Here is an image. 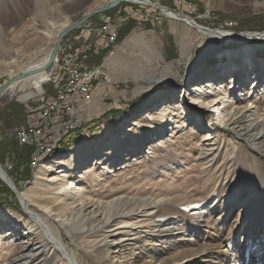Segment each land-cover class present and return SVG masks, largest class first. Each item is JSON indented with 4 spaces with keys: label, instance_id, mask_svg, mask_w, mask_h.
I'll list each match as a JSON object with an SVG mask.
<instances>
[{
    "label": "rangeland",
    "instance_id": "374dc122",
    "mask_svg": "<svg viewBox=\"0 0 264 264\" xmlns=\"http://www.w3.org/2000/svg\"><path fill=\"white\" fill-rule=\"evenodd\" d=\"M107 1L0 0V86L8 82L12 74L54 49L62 27L76 24L82 14L101 3L108 5ZM149 1L188 15L213 30L264 33V9L254 7L255 3L264 4V0ZM123 3L84 24L96 29L104 15L119 20L125 12L120 29L123 38L116 41L105 56L99 54L97 59H89L90 66L101 67L104 74L94 84L99 87V96L92 99L89 114L79 120L75 111L71 118L65 112L59 113L66 128L70 120L75 125L68 131L56 133L55 123V133L51 134L49 142L53 151L35 166L32 161L17 165V158L27 152L30 145L16 140L14 129L22 119L15 116V112L9 117L5 115L7 103L15 102L25 108V122L29 116L39 114L58 93L54 81L62 82L60 53L58 62L47 71L51 78L43 85L42 93L19 84L0 95V165L17 190L32 189L30 207L38 213L44 211L41 207L53 206L49 181L60 178L63 172L71 176L69 183L74 181L76 188L81 187L90 200L102 204L117 198L129 199L133 200L131 208L141 210L139 213L153 201H161L162 209L157 210L153 218L124 219L137 226L100 243L98 249L93 247L94 242L105 237L97 231L101 227L100 220L91 219L83 231L81 224L70 230L59 227L65 243L77 251L82 264H231L234 259L237 264H264V244L259 245L257 237L254 240L258 243L248 240L255 188L246 172V142L223 126L213 128L214 122L210 118L203 119V111L194 108L198 104L191 100L195 87L205 91L212 81L218 85L223 80L226 82L223 86H230L233 81L231 85L237 87L226 91V99L235 102L248 94L251 106H258V115L264 118V75L258 76L262 85H257L250 93L251 81L245 84L240 77L231 78L230 73L226 78L220 77L221 70L240 67L244 71L241 63L237 65L243 57L229 64L230 59L224 54L223 58H212L202 67L203 71L191 79L189 62L196 63L199 46L192 47L189 58L182 57L177 32H183V26L151 6ZM83 26L66 36L61 47L74 41ZM246 46L252 53L247 57L257 60L253 68L259 66L258 70H264V42L254 39ZM229 48L236 53L244 47L232 44ZM87 59L79 60L88 66ZM248 65L246 71L252 68ZM28 94L33 95L24 98ZM160 107H169V110L155 119L146 118ZM262 146L264 140L259 147ZM79 147L83 154L74 168L71 163L57 165L63 159L68 161ZM94 147L96 152L92 154ZM96 163V175L85 181L81 179ZM41 164L53 168L47 172L44 184L34 186ZM27 169L32 171L28 180ZM71 199L66 198L69 208L77 210L80 203L73 204ZM195 202H201L203 210L190 212V208L184 206ZM0 209L12 217L7 222L0 220V235H4L0 242V264H8L21 254L23 245L39 242L38 232L33 227L30 229L34 222L24 211L18 193L1 177ZM128 211V206L124 205L118 210ZM139 224L145 228H139ZM258 231L256 228L253 233L258 234ZM28 263L55 264V260L45 253Z\"/></svg>",
    "mask_w": 264,
    "mask_h": 264
},
{
    "label": "bare ground",
    "instance_id": "6f19581e",
    "mask_svg": "<svg viewBox=\"0 0 264 264\" xmlns=\"http://www.w3.org/2000/svg\"><path fill=\"white\" fill-rule=\"evenodd\" d=\"M115 1L116 0H109L107 1V3L106 2L103 3L110 5ZM127 1L134 4H141L144 6H149V5H151V7L155 6V4H153L149 0H127ZM100 6H103V4L102 3L99 4L93 10L97 9ZM254 7L255 9L258 10L264 9V4L255 3ZM93 10L89 11L88 13L82 14V16L78 17L76 21L79 22V20L83 16L86 17L89 14L93 13ZM158 11H160L169 20L179 22L181 26H183L184 31L177 32V37L181 44V48H182L181 52H182V57H184V59L189 58V54H191L192 47H195L196 45L199 46V51L196 56V63L193 64L192 62H189L188 71H189V75L191 76V79L196 78L197 74L203 71L202 67L206 63L211 61L212 58L214 57L223 58V55L225 54L228 57V59H230L229 64H235L237 63V60L239 58L243 57L244 60L241 59V61L237 65L241 63L242 66H244L243 68L244 71L242 72L240 67L239 69L235 68L234 70L233 69L223 70V71L221 70L223 75L222 76L218 75V76L222 78H226L228 73H230L231 78L234 79V77L235 78L240 77L242 79V82H244L245 84H247L248 82L250 83L251 81L249 87L250 93L252 92V90L262 85V83L259 82L260 77L258 78V76L259 75L263 76L264 70L261 71L258 70L259 66L256 67L255 69L253 68L254 65L257 66L256 64L257 60H253L251 57H247V55H250L252 53H251V49L247 47L246 44L252 42L254 39L261 40L264 42V33L237 34L232 31H228L224 29L213 30L201 25L196 19L188 15L172 11L163 6L161 10ZM74 25L75 23L69 26L62 27L58 31L57 37L60 36L62 32L71 28ZM186 31L189 32L190 34L188 33L186 34ZM189 35H192L193 37L189 38ZM232 44L238 47L243 46L244 48H242V51L233 53L229 48V46ZM53 50L54 49H50L46 51L38 61L20 70L19 72L12 74L11 79L19 74L28 73L26 77L22 79H18L13 83L7 85V88L2 92V94H4L9 90H14L19 84H22L23 88H31L39 94L42 93L43 85L48 83L51 78L50 74L47 72L48 69L52 66L53 63L58 62V56H57L52 62V64L49 67L47 66L50 61V57ZM245 59H247L246 62ZM248 64H250V66H252L253 69L251 68L252 70L249 69L248 71H246L247 70L246 65ZM224 83L226 82L222 80V82L217 85L214 84V81H212L206 86L207 90L205 91H201L199 87H195L194 89H192L193 93L191 94V100H193L194 103L198 104L197 107L193 106L194 108L203 111V114H201V117L203 119L210 118L211 121L214 122L212 124L213 128L214 126L215 127L217 126L218 128H221L223 126L225 129L232 131L239 138H242V140L246 142V157H245L246 172L253 187L256 189V190L254 189L253 191L255 206L251 218V224L248 230L249 233L248 240L251 241V243H258L254 240V237L255 238L257 237L259 238V245H260V244H264V146L262 147L259 146L261 145V142L264 140V118L258 115L260 111L258 106H254L253 103H252L253 105L251 106L249 102L250 98L248 94L244 99L240 98L235 102L227 100L226 91H228L230 87L236 88L237 86L231 85L233 81L230 83V86H223ZM32 95L33 94H28L24 98L27 99ZM168 110L169 107L167 108L160 107L158 110H155L154 112L148 114L146 118L155 119L157 115L160 114L162 115L166 111L168 112ZM51 137L52 135L50 134V140L52 139ZM42 150H47V152L41 153L40 156L35 157L32 162L33 166H35L39 161H41L42 158H44V156H49L53 151V147H50L49 141H42ZM91 152L92 154H94L96 152V147H94L91 150ZM82 154H83L82 149L79 147L76 149L75 153L71 155L68 161L63 159L60 162H58L57 165L66 166L71 163L72 167L74 168L77 162L82 157ZM112 155H114V153ZM97 166L98 163H96L95 166L87 169L86 173L81 177V179L85 181L87 178L94 177L97 172ZM52 168L53 166H49L47 164L46 165L41 164V166L39 167L36 173L34 186L39 184H44L45 183L44 181L47 180L46 174ZM66 174L67 173L63 172L60 178L57 179L54 178L51 181H49V183L51 182V185L49 187L48 192L51 196L50 199H52L51 204H53V206L46 205L44 207H41L42 209H44V211H42V213H38L32 210L30 207L32 202L30 199L32 189L23 192L17 190L12 180L8 181L6 177L7 173L0 165V177L3 180H5L9 185L14 187L16 191H18L17 193L20 202L24 207V211L31 217V219L34 222V225H32L30 229H32L33 227L35 228V230H37L38 232L37 240L39 241L36 244L28 243L27 245L26 244L23 245L20 249L21 254L16 256L13 260L9 261L8 264H27L28 261L34 260L40 254H45V253L48 256V258L53 257V259L55 260V264H82L80 261L81 258L79 259L77 255V251H75L65 243L66 241L63 238L59 227L70 230L74 226L81 224L80 229L83 231L84 229H86V226L88 225V221H90L91 219L100 220V222L102 223L99 222L101 225L99 223L98 224L101 227L100 228L97 227L99 229V230L97 229V231L100 233H104L105 237L103 238L102 241L96 240L94 242L95 245L93 247L97 248L98 245H100V243H103L104 241H108V239L118 234L124 235L127 233V231H129L130 229L132 231L134 227L137 226V224L132 223L130 221L125 222L124 219L136 220L137 218H141V217L153 218L157 210H159L162 206L161 201L158 202L153 201V203L147 205L142 212L137 213L138 211L141 210L131 208L133 206V205L131 206L133 200L117 198V199H113L112 201L106 204H102L97 201L90 200L85 195L81 187L78 189L76 188L77 185L75 184L74 181L71 180V182L69 183L70 181L69 179L71 178V176ZM67 197L72 198L71 200L73 201V204L77 202L80 203L77 204L78 205L77 210H74L75 208L74 209L69 208V205L66 200ZM147 202L149 203V201ZM122 205L128 206L129 211L118 212V210ZM184 206H186V208L188 209L190 208V212L196 210H203V206H201V202L189 203V204H185ZM41 208L38 207V211ZM8 214L9 213L7 211L4 212L0 209V220L7 222L9 219H12V217ZM138 227L145 228L143 224L141 225L139 224ZM256 228L259 229L258 234L253 233V230H255ZM89 235L90 234H88V236ZM3 236L4 235H0V242L3 240L2 238ZM230 248L231 245L228 247V249ZM237 263L238 262L236 261V259H234L231 264H237Z\"/></svg>",
    "mask_w": 264,
    "mask_h": 264
},
{
    "label": "built area",
    "instance_id": "2783aa9c",
    "mask_svg": "<svg viewBox=\"0 0 264 264\" xmlns=\"http://www.w3.org/2000/svg\"><path fill=\"white\" fill-rule=\"evenodd\" d=\"M124 19L117 20L112 16L104 15L98 28H93L91 24L84 25L74 41L65 43L60 48L61 63L59 68L62 82L54 81L58 89L56 97L47 102L39 112V120L35 126L29 124L26 129L18 130L15 134L20 143L35 147L34 158L47 152V150H42V141L50 142V134L55 133L53 131H55L56 115L65 112L71 118L73 107L69 104V98L80 95L86 103H90L93 99L94 84L104 75L101 67L86 66L79 60L81 57L77 54L75 45L80 42V36L87 34L98 40V43L89 47V51L108 50L116 43ZM72 125H75L73 121H68L66 130L68 131Z\"/></svg>",
    "mask_w": 264,
    "mask_h": 264
},
{
    "label": "crops",
    "instance_id": "0c3cea01",
    "mask_svg": "<svg viewBox=\"0 0 264 264\" xmlns=\"http://www.w3.org/2000/svg\"><path fill=\"white\" fill-rule=\"evenodd\" d=\"M80 34V33H79ZM81 40L80 42L76 43V52L79 55V57L83 58V59H87V63L88 66H90L89 64V59H97L99 54L101 55L105 50L102 51H94V50H90L89 51V47H92V44L94 43H98V40L94 37V36H88L87 34L85 35H81L80 36ZM94 38V40H92ZM94 42V43H93ZM90 59V60H91ZM84 61V60H83ZM85 64V62H83ZM93 65H97V64H93ZM92 94H93V99H95L96 97L99 96V87L98 85H96L93 90H92ZM93 101V100H92ZM8 106V111L7 113H5V115L7 117H9V115L12 114V112H15V116H18L22 119V123L18 126V128L14 129V133L16 134V132L18 130H24L28 127L29 124L35 126L39 120V114H35V115H31L28 117V121H23V119H25V117H27L26 115V110L24 107L19 106L18 104H16L15 102H8L7 103ZM69 104L73 107V112L75 111L77 114V119L82 120L84 119V117L89 114V109H90V105L92 104L90 103H86L84 101V99L82 98V96L78 95V96H72L69 98ZM93 105V104H92ZM95 110V109H92ZM91 112V111H90ZM1 115V114H0ZM60 114L58 113L56 116V133L57 132H65L66 131V122L65 124H63V121H65L63 118H61V116H59ZM27 119V118H26ZM0 125L2 126V124L0 123ZM7 129H4L3 132H6ZM10 131V130H9ZM12 131H10L11 134ZM16 138V136H15ZM14 138V139H15ZM17 140V139H16ZM28 151L27 152H23L22 154H20V157L17 158L18 163L17 165H25V163H29L31 161H33V158L35 156V147L34 146H28L27 147Z\"/></svg>",
    "mask_w": 264,
    "mask_h": 264
},
{
    "label": "water",
    "instance_id": "95a60500",
    "mask_svg": "<svg viewBox=\"0 0 264 264\" xmlns=\"http://www.w3.org/2000/svg\"><path fill=\"white\" fill-rule=\"evenodd\" d=\"M123 2H128L127 0H116L115 2H113L112 4L108 5V6H105V7H102L98 10H96L95 12L89 14L88 16L84 17L82 20H80L79 22H77L74 26H72L71 28L65 30L64 32H62L55 44V47H54V50L51 54V57H50V61L48 63V67L52 64V62L54 61V59L58 56V51H59V48L61 47V44L63 42V40L65 39L66 36H68L70 33H72L73 31L79 29L81 26H83L84 24H86L88 21H90L92 18L94 17H98L99 15L101 14H104L108 11H111L115 8H117L118 6H120ZM151 6V5H149ZM154 8H156L157 10H161L162 6H159V5H155L153 6ZM28 73H22V74H19L17 75L16 77L10 79L8 82H6L5 84H3L1 87H0V95H2V92L7 88V85L13 83L14 81L18 80V79H22L24 77L27 76ZM7 179L8 181H10L11 179L9 178V176H7ZM10 187L15 191V193L17 194V191L14 187H12L10 185Z\"/></svg>",
    "mask_w": 264,
    "mask_h": 264
},
{
    "label": "trees",
    "instance_id": "16d2710c",
    "mask_svg": "<svg viewBox=\"0 0 264 264\" xmlns=\"http://www.w3.org/2000/svg\"><path fill=\"white\" fill-rule=\"evenodd\" d=\"M125 3H123L121 6H120V8H122L123 7V5H124ZM120 10V9H119ZM124 15H125V12H123L122 14H121V16H120V18L122 19V18H124ZM124 35V34H123ZM123 35H122V33H120L119 32V35H118V39H117V42L120 40V39H122L123 38ZM110 50H106V51H104L101 55L102 56H105L108 52H109ZM105 117V116H104ZM105 119V118H104ZM101 121V120H100ZM99 122V121H98ZM98 122H92L93 124H97ZM26 178H27V180L30 178V176H31V174H32V171L30 170V169H27V171H26Z\"/></svg>",
    "mask_w": 264,
    "mask_h": 264
}]
</instances>
